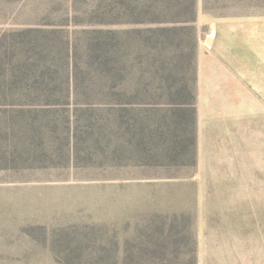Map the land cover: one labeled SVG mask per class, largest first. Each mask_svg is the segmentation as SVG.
Returning a JSON list of instances; mask_svg holds the SVG:
<instances>
[{
	"label": "rangeland",
	"instance_id": "obj_1",
	"mask_svg": "<svg viewBox=\"0 0 264 264\" xmlns=\"http://www.w3.org/2000/svg\"><path fill=\"white\" fill-rule=\"evenodd\" d=\"M188 1L0 0V264H264V91L195 105L212 24L262 84L264 0Z\"/></svg>",
	"mask_w": 264,
	"mask_h": 264
},
{
	"label": "crops",
	"instance_id": "obj_2",
	"mask_svg": "<svg viewBox=\"0 0 264 264\" xmlns=\"http://www.w3.org/2000/svg\"><path fill=\"white\" fill-rule=\"evenodd\" d=\"M211 29L212 32L200 45L196 68L195 105L198 132L201 134L205 124L212 123L211 118L221 123L228 119L227 103L236 97L235 94L264 91V88H255L261 84V77L257 80L244 71L249 65V40L257 38L256 28L250 24L217 23L212 24ZM205 44L209 47L207 52ZM262 84L264 87V80Z\"/></svg>",
	"mask_w": 264,
	"mask_h": 264
},
{
	"label": "trees",
	"instance_id": "obj_3",
	"mask_svg": "<svg viewBox=\"0 0 264 264\" xmlns=\"http://www.w3.org/2000/svg\"><path fill=\"white\" fill-rule=\"evenodd\" d=\"M210 2L209 0H203V6L206 10H210L211 7H210ZM187 10L189 11V19L186 20V22H192L194 21V14H195V8H194V0H189L188 1V6H187ZM190 93V92H188ZM180 94V93H179ZM182 95V94H180ZM176 114V112H174V115ZM178 115V114H177ZM195 120H196V117H195V109H192L191 111V119H190V122H186L185 124H189V130H185V129H181L182 132H186V131H190L191 133V148L189 149H193L194 148V133H195ZM188 145V143H183V147ZM172 157H178V153H174L172 154ZM191 159H193V156H191Z\"/></svg>",
	"mask_w": 264,
	"mask_h": 264
}]
</instances>
